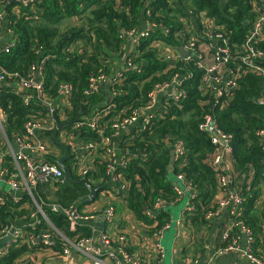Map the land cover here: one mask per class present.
<instances>
[{"label":"trees","instance_id":"1","mask_svg":"<svg viewBox=\"0 0 264 264\" xmlns=\"http://www.w3.org/2000/svg\"><path fill=\"white\" fill-rule=\"evenodd\" d=\"M2 4L7 9L6 28L14 35V45L0 48V73L4 69L7 73L29 77L31 67L48 56L44 62L45 92L49 98H55L62 82L73 86L69 108H63L55 115L61 118L65 113V121L69 123L66 129L74 132L78 140L96 142L97 136L92 135V131L84 130L85 135L80 136L82 132L73 129V126L78 117H88L94 109H102L101 105L108 99L105 91L91 96L85 94L90 78L110 73L120 64V69H124L127 58L132 59L133 66L111 88V92H116L111 101L116 104V109L100 119V127L110 134L115 123L148 104L149 94L157 84L172 82L178 76L185 77L183 89L186 94L181 102L167 100L165 111H156L157 117L152 125L132 140L131 148L139 150L140 157L130 159L125 168L129 186L123 193L127 204L139 219L153 222L147 213H143V203L151 208L157 198L174 200V179L181 173L186 182L193 184L196 193L194 202L197 211L189 216L190 224H205L208 221L206 213L217 206L219 176L225 174L229 179L227 191L236 188L245 198L237 219L253 230L255 238L261 239L264 200L261 208L257 202L264 195V146L258 132L264 130V55L253 63L263 72L253 70L249 64L243 66L239 58L250 54L244 42L257 19L256 7L263 6V0H173V3L170 0H35L28 6L21 4L18 9L15 8L18 2L15 1L0 0ZM149 8L151 15L147 14ZM187 10L193 11L199 30L192 22L189 25ZM199 14L214 22L213 27L218 23L225 24L220 30L223 38L218 40V44L230 48L229 68L242 67L234 74L224 75V80L234 78L237 85L222 106L216 105L215 101L216 91L224 85L202 86L206 76L202 66L204 55L210 60L211 53L202 54L201 49L211 40L204 34V30L208 29L206 21L197 19ZM160 23L162 27L157 25ZM165 26L171 30L167 35L162 31ZM146 28H150L151 36L142 38L131 46L133 49L127 50L126 32ZM184 31L188 33L187 37L179 38ZM189 37H196L195 49L199 48L202 58L195 56L174 61L167 57L168 53L161 43L154 45L155 38L164 39V43L174 46L180 45L181 41L186 43ZM252 46L264 51V34L256 38ZM25 94L32 93L0 88V107L5 113L4 131L0 130V149L5 148L6 138L13 146L17 138L26 139L25 123L28 120L44 122L48 118L45 103L37 102L34 99L36 96L25 102ZM77 108L84 112L79 113ZM208 118L215 119L221 132L232 137L231 173L225 170L219 172L213 164L212 159L219 152L217 145L211 141L213 132L201 129V124ZM176 140L185 143L186 155L173 164L170 146ZM50 155L54 157V154ZM5 162V166L15 172L10 156L5 157ZM100 171L105 177L102 165ZM242 178L243 183L240 184ZM77 185L72 182L70 187L56 190L50 196L65 206L70 205L88 192L85 185ZM42 186L47 188L48 184L42 183L38 189ZM186 193L190 198L192 190H186ZM26 212L6 196L5 201L0 202V226L12 225L17 217ZM165 216L162 213L157 226L150 228L161 227L166 223ZM51 217L67 236L76 235L64 217ZM47 230L48 226L44 225L29 229V232L37 236ZM36 246L16 244L0 256V264H19L18 258L27 252L32 253Z\"/></svg>","mask_w":264,"mask_h":264},{"label":"built area","instance_id":"2","mask_svg":"<svg viewBox=\"0 0 264 264\" xmlns=\"http://www.w3.org/2000/svg\"><path fill=\"white\" fill-rule=\"evenodd\" d=\"M35 0H23L22 5L28 6L31 3H34ZM264 2V0H263ZM257 19L253 24V28L249 31V33L246 35L245 39V46L247 50L250 52V54L245 55L242 58H239L240 62L244 66L245 64L251 65L253 70H256L258 72H263L262 69L259 66H254L253 63L255 60L259 57L264 55V51L257 50L252 46V42L258 38L262 37L264 34V6H257ZM148 15L152 14V10L149 8L147 11ZM1 17V14H0ZM155 25V23H153ZM208 24V25H207ZM158 26L162 27V23L157 24ZM206 26H208L207 30H204L205 36L210 39L211 41L207 43L201 49L202 54L205 53L207 50V47L212 50V56L210 60H207L204 55V61H203V69L206 72V76L203 79L202 86L204 88H207L211 85V81L219 86L224 85L223 88H219L217 93V99L215 101V104H220L221 106L228 100V98L231 97L232 91L236 88L237 82L234 78H229L228 80L224 81L220 77V71L224 69L225 66L229 63L231 59V52L230 48L227 46H221L218 44V40L222 39L223 36L219 30L220 26H211L209 23H206ZM150 28L147 30H137L133 29L131 31L126 32L125 36L128 38V48L126 46L127 50H131V46H134L137 44V42H140L142 38H149L151 36ZM222 29V28H221ZM189 28L187 29V31ZM165 35H167L171 30L167 26H165L162 30ZM162 32V33H163ZM187 32L184 31L182 34H179V38L181 36L187 37ZM203 40V35L201 34ZM154 41L155 44L160 45L162 40H158V38H155ZM196 37H189L187 38V42L183 43L181 41L180 45H174L175 48L181 46L186 52L187 56L185 59H189L195 56H198L200 58L203 57L202 54L198 53L199 48L196 47L195 49V41ZM14 44H11L13 46ZM173 45H170L169 48L174 47ZM168 52L167 57H171L174 61L177 60V58H174L170 53ZM175 56V55H174ZM48 56L43 57L37 65H33L31 67V74L29 77H24L19 75L18 73H7L4 69L2 70V73H0V81L1 82H15L18 84L23 91L30 92L32 94H25V101L30 100L34 96L38 100L44 101L45 97V88H44V79H45V73H44V62L47 60ZM216 60V63H214ZM211 61V62H210ZM133 66L132 59L127 58V65L124 67V69H120L119 73H109L108 75L103 73L98 76H94L90 78L89 80V86L88 89L85 91V94L88 96H91L93 94H98L101 91V83L104 81H107L109 79V75H114L111 79V84L114 85V82L118 80V78H121L124 73ZM202 67L201 65H199ZM242 68V67H241ZM217 73L218 75L212 79L210 77V74ZM35 74H37L39 77L38 79L35 78ZM36 75V76H37ZM191 74H189L190 76ZM188 76V77H189ZM175 78L172 82H166L162 84H157L155 88L150 92L149 94V102L148 104L143 107L139 108L133 111L132 115L130 117L122 119V121L115 123L113 127L115 129L124 128L128 125L134 124L141 116L142 112L145 110H150V115L144 116L143 124L141 126L142 130H146L152 125V122L156 119V99L159 94H164L165 100H173L177 103H180L183 97L185 96V91L183 89V81L184 78L181 76V78ZM174 90V93H170L168 90L170 89ZM73 86L68 82H62L59 85V92L56 97H60V103H55V98H52L51 101H49L46 106H49V114L48 118L45 119L46 121L42 122V120H36V121H27L25 123V133H26V139L17 138L15 141L17 151L11 150L10 154L12 155V160L16 164V166L19 169V173L17 172H11L10 169L5 166V164L0 163V181L3 183H7L10 186V189L14 192L13 195H7L2 192H0V202L3 203L5 201L6 196H9L10 200L18 204L20 201L23 200V197L18 194V192H25L27 193L34 201L37 206V211L35 213H31L30 217L35 219L34 223L29 224V226L33 229L40 228L45 224V222L48 225L49 230L43 231L39 234L40 240L45 246H48L52 248L53 250H56L57 246V240L58 238H63L68 240L69 238L66 237L61 229L56 227L51 220L46 216L45 212L39 206L38 201L35 197V191L36 187L38 186L39 182L46 181V182H52V181H58L63 177V171L62 169L55 163L56 161L49 158V155L52 153L50 152L49 145L46 143V138L44 135L46 134V131L50 128H52L55 125L56 120L58 119L55 113L57 111L63 110V108L67 109L70 105L69 100L70 96L72 95ZM54 101V103H53ZM158 103V102H157ZM111 106L107 107L106 110L110 109ZM101 112H104L103 110ZM3 114V113H2ZM65 116V113L61 116L62 118ZM0 114V130L4 131V123L1 119ZM85 125V122L79 121L76 125V128H81ZM91 126L90 128L95 130L97 128V122L96 120L89 123ZM201 129H208L211 132H213V136L211 137V141L213 144L217 145L219 152L213 157V164L215 165V168L222 172L223 170L231 173L232 171V161L230 159V155L232 154L233 148H232V137L230 135L224 134L221 132V130L217 126V122L213 118H208L204 123L201 124ZM258 135L261 136V141L264 146V130L259 131ZM68 147L71 150V155L73 157V161L75 162V165H80V177L83 181L86 182L88 180L89 176V170H87L86 167H82V164H84V156L81 154L82 152L86 151V148H92V144L90 143L89 146H85L82 144H79L78 142L74 141L73 139H69L68 141L63 140ZM174 149V158L173 161H180L182 158L186 155V148L185 143L182 140H176L173 145ZM133 158H139L138 153L132 154ZM226 156V157H225ZM225 158V159H224ZM19 164H23V168L19 166ZM4 165V166H3ZM126 165L123 164L122 169H125ZM107 172L109 174L113 175L114 182L119 185L116 187V192H124L128 186L129 183L125 178V173L122 170H118L115 165L109 164L107 166ZM118 173V174H116ZM222 176H219V188H218V200L216 197V208L215 210H209L206 213V219H209L215 215L217 210L224 208V207H231L232 216H233V222L231 224L230 228H227L222 233V239L225 241V244L221 247H219L216 251L218 255H223L227 253H236L242 258H245L249 260L251 263L254 264H264V260L261 259L259 256H257L254 253V244H255V235L253 230L249 227L243 224L241 221L237 219L238 214L241 210V206L243 202L245 201V198H243L238 192L232 193L231 191H227L229 186V179L228 176L225 174H221ZM175 183L173 185V188L176 192V198L174 200H167L163 198H157L152 207H151V214L149 217L154 220L155 224H153L152 227H156L158 224L157 215L155 214V210H159L161 208H165L168 206H172L174 204H177L182 197L184 196V192L186 190H192V193L190 195V198L185 206V215L188 216L194 215L197 211L196 204L194 202L195 199V191L192 187L191 182H186L184 180L183 174H177L176 178L174 179ZM179 183L183 186V189H181V186ZM53 211L62 213L63 216L69 221L70 228L72 230H78L79 227L83 224V222H87L91 220L90 216L88 214H85L80 211V209L77 206L71 205V206H65L60 203H55L53 205ZM105 213L109 220H113L114 215L116 213V209L114 206H109L105 209ZM180 223V221H178ZM171 227L170 222H166L162 224L161 227H158L155 229L154 236L156 238H161L164 235V232L166 230H169ZM13 225H1L0 226V239L7 236L11 230H13ZM13 233V238L6 242L2 247H0V256H3L6 254L10 248L15 246L19 243H34L36 237L32 236L29 232V236H26V234L21 229H16ZM28 239L26 240V238ZM243 237L246 238L245 243H243ZM101 241L104 245H106L109 249L106 250V252H103V249L95 245V238H86L83 237L81 233L77 232V235L75 237V243L74 248L80 255L87 256L91 259V264H142V262L135 257L128 249L127 244V237L125 234H115L113 236L107 235V234H101ZM26 240V241H25ZM156 252L162 257L163 256V247L160 243H157L156 246ZM68 248H62L61 254H68L69 253ZM157 264H160L158 262Z\"/></svg>","mask_w":264,"mask_h":264},{"label":"crops","instance_id":"3","mask_svg":"<svg viewBox=\"0 0 264 264\" xmlns=\"http://www.w3.org/2000/svg\"><path fill=\"white\" fill-rule=\"evenodd\" d=\"M15 1L18 2L17 7L19 8L22 4L23 0H10V2ZM171 3H173V0H170ZM264 6V2H263ZM6 6L0 5V24L1 25V34H0V48H6L8 46H11V44H14V35L11 33V31L7 30L6 28ZM190 17L189 25L191 22L195 25L197 30H199V25L197 24V20L194 17L193 11L187 10V14ZM200 18L206 23H209L211 26H213V22L211 23L210 19L207 17L202 16L200 14ZM143 20V18H142ZM201 20V21H202ZM147 25V23H146ZM208 25V24H207ZM145 30V29H142ZM147 30V28H146ZM176 46L172 47V51L170 52L174 58H185L187 56V52L181 47ZM183 49L186 52V55L183 56L180 49ZM212 50H210L207 47V50L205 52L211 53L212 56ZM240 60V59H239ZM211 62V61H210ZM216 63V60L215 62ZM229 65L225 66L224 69L220 71V77L222 80H224V75L226 73L234 74L241 70V66H236L234 68H229ZM122 65L120 64L117 66V68L113 69L110 73H116V71H119ZM35 74V78L38 79V75ZM217 73L210 74V77L214 79L215 76H217ZM114 75H109V79L107 81H104L101 83V91H105L107 96V101L102 106V109L97 108L94 109L93 114L91 116L82 115L81 117L77 118V121L75 123V126H73V129H77L78 131L82 132L80 136H84L83 133L84 130L92 131V135H96L97 139L96 142L91 140H78V137H76V134L71 133L70 129H66L68 126V122L65 121V117L58 118L55 122V125L48 129L46 131V134L44 137L46 138V143L49 145L50 152L54 154V157L51 155L49 156L50 159L56 161L55 163L58 165L57 160H59L61 157L64 156L65 151L64 148L56 142L53 138V134L55 132L58 141L67 146L68 145L63 141H68L69 139H73L74 141L78 142L79 144L89 146L90 143L93 145L92 148H86L85 152H82L84 158V164H82V167H86L87 170H89V176L88 180L83 181L80 177V165H75V162L73 161V157L71 155V150L69 149V155L64 160V164L69 167L70 173H71V179H65V180H58V181H52L46 182L41 181L39 182L38 186L42 183H47L48 187L44 188L42 186L40 189H38V186L36 187L35 191V197L38 201L39 206L43 209L46 216L51 220V222L58 227L54 221L51 215H57L60 218L64 217L62 213L53 211V205L55 203H60L63 205V203L59 202L56 198H52L50 196V193H54L56 190H64L67 187H70V183L76 182L78 185L76 187H81L82 185H85L88 189V192L84 197L76 198L72 203H70L69 206L74 205L77 206L81 212L88 214L91 220L87 222H83V224L79 227L77 232L81 233L83 237L86 238H95V245L103 249V252H106L109 248L104 245L101 241V234H107L110 236H113L115 234H125L127 237V244L129 251L137 257L142 264H157L160 262V264H254L251 263L249 260L242 258L236 253H227L223 255H218L216 253L217 249L225 244V241L222 239V233L225 229L230 228L231 224L233 222V216L231 207H224L215 213V215L209 219H207V223L205 224H190L189 216L185 213V206L188 202L189 196L184 192V196L182 199L172 206H168L165 208H161L159 210H155V214L157 215L156 221L159 222L158 217L165 213L166 216L165 222H170L171 227L169 230H166L164 232V235L161 238H156L154 236V231L152 228L153 224H155L154 220L151 222H148L144 219H139V216L137 213L130 209L127 201L125 199L124 193L116 192L117 185L113 180V175L109 174L107 172V166L109 164L115 165V167L119 170H123V164L128 166L129 160L133 159L132 154L133 153H139L137 151L139 150H133L131 148L132 140L141 132L145 131L142 130L141 126L143 124L144 116L150 115V110H145L141 114L142 116L131 125H128L124 128L115 129L112 133L107 134L105 133L104 129H102L100 126L101 123V116L106 115L109 112L116 109V104H112V96L116 95V92H111L112 84L111 79ZM223 77V78H222ZM228 80V79H227ZM226 81V80H224ZM1 82V81H0ZM3 85L0 87H8L11 90L16 91H23V89L16 84L15 82H1ZM216 85L213 80L211 81V85ZM218 84L217 86H219ZM209 86V87H210ZM170 93H174V90L171 88L168 90ZM32 99V98H31ZM30 99V100H31ZM37 102H43L47 104L49 101L52 100V98H49L47 93L45 94L44 101L38 100L36 97L34 98ZM25 101V102H29ZM60 97H55V103H60ZM167 100H165L164 94H159L156 99V110H164L165 111V103ZM113 102V101H112ZM158 102V103H157ZM54 103V101H53ZM111 106L110 109L106 110L107 107ZM48 111L49 106L47 105ZM69 108V107H68ZM79 113L84 112L82 109H78ZM104 112H101V111ZM3 113V114H2ZM78 113V114H79ZM0 114L1 119L3 120V123L5 121V113L3 112L2 108L0 107ZM85 122V125L81 128H76V125L79 121ZM97 122V128L95 130L91 129L89 123L92 121ZM68 123V124H67ZM61 125V126H60ZM56 128V129H55ZM55 129V130H54ZM54 130V131H53ZM5 149V150H4ZM0 149V163H3L7 165L5 162V157L8 155L12 158V155L10 154L11 150L14 152L17 151L16 144L13 146L9 140L5 139V148ZM140 156V154H139ZM174 158V154H173ZM173 158L171 159L173 164L175 163L173 161ZM13 161V160H12ZM101 165L105 169V177L101 176L100 167ZM21 168H23V164H19ZM59 166V165H58ZM13 167L15 168V172L19 173V169L16 166V164L13 162ZM172 167L170 168V170ZM125 173V169H124ZM118 174V173H116ZM126 174V173H125ZM253 176V175H252ZM64 177V172H63ZM79 180V181H75ZM175 181V180H174ZM240 183V180H239ZM241 182L240 184H242ZM91 189H96L97 193L95 197H92V191ZM232 193H237L236 188H230ZM0 192L7 194V195H13L14 192L10 189V186L7 183H3L0 181ZM20 196L23 197V200L18 203L19 207L21 209L27 210L26 214H23L22 217H17V220H14L12 223L13 230H11L10 233L15 232L16 229H21L26 236H29V229H32L29 224L34 223L35 219L30 217L31 213H35L37 211V206L35 204V201L25 192H18ZM47 194V198H46ZM46 199H45V198ZM263 198L257 202V205L260 207L262 205ZM68 206V205H67ZM109 206H114L116 209V213L114 215L113 220H109L105 209ZM180 215H178L179 210L182 208ZM262 207V206H261ZM260 207V208H261ZM144 208V214L150 215L152 210L151 208H148L143 203ZM65 218V217H64ZM150 218V217H149ZM65 220H67L65 218ZM161 220V219H160ZM180 221V223H178ZM263 221L261 220V223ZM46 226L47 223L45 222ZM264 224V222H263ZM70 225V224H69ZM37 229V227H35ZM61 229L60 227H58ZM62 230V229H61ZM72 230V229H71ZM63 231V230H62ZM9 233V234H10ZM64 233V231H63ZM64 235L68 237L69 239H63L58 238L57 240V248L56 250H53L52 248L45 246L42 241L40 240L39 235H35L36 237L34 243H25L26 246L30 247L31 245L36 246L35 250L32 253H26L25 255H21L18 258L19 264H91V259L87 256L80 255L76 249L74 248L75 237L74 236H67L65 233ZM260 238H255V244H254V253L257 254L261 259L264 260V226H261L260 229ZM6 237V236H5ZM4 238V237H3ZM2 239V238H1ZM28 237L26 238V240ZM25 240V241H26ZM246 238L243 237V243H245ZM160 243L163 247V256L161 257L156 252V244ZM62 248H68L70 251L68 254H61Z\"/></svg>","mask_w":264,"mask_h":264},{"label":"water","instance_id":"4","mask_svg":"<svg viewBox=\"0 0 264 264\" xmlns=\"http://www.w3.org/2000/svg\"><path fill=\"white\" fill-rule=\"evenodd\" d=\"M148 6V4H147ZM180 51L182 52V55L185 56L186 55V52L181 48ZM181 78V76L179 77ZM3 84L0 82V87L2 86ZM264 100V99H263ZM61 126V125H60ZM56 133L55 132L53 134V138L54 140H56V142H58V144H60L63 148H64V151H65V154L63 157H61L59 160H57V163L59 165V167L62 169V171L64 172V177H62L61 179L62 180H65L66 178L67 179H71V173H70V170H69V167L66 166L64 164V160L68 157L69 155V149L67 146L61 144L58 139H57V136H56ZM171 148V156L173 158V154H174V149L172 146H170ZM243 182V178L240 180V183ZM179 185L181 186V189H183V186L179 183ZM92 191V197H95L96 193H97V190L96 189H91ZM13 238V233H10L8 234L6 237L0 239V247H2L6 242H9L11 239Z\"/></svg>","mask_w":264,"mask_h":264},{"label":"rangeland","instance_id":"5","mask_svg":"<svg viewBox=\"0 0 264 264\" xmlns=\"http://www.w3.org/2000/svg\"><path fill=\"white\" fill-rule=\"evenodd\" d=\"M200 14L198 15V17H197V19H199L200 18ZM211 23H212V21H211ZM219 25L218 26H220V28H219V30H221V28H223L224 26H225V24H223V23H218ZM2 25V24H1ZM215 25V23L213 22V26ZM161 46H162V48L165 50V52H169V51H172V49L171 48H169V46H170V44H166V43H164V39H162V41H161ZM154 45H156V46H158L157 44H154ZM166 45H169V46H166ZM118 66V65H117ZM119 73V71H116V74H118ZM106 74V73H105ZM109 73H107V75H108ZM183 208L184 207H182L180 210H179V213H178V215H180V213H181V211L183 210Z\"/></svg>","mask_w":264,"mask_h":264},{"label":"clouds","instance_id":"6","mask_svg":"<svg viewBox=\"0 0 264 264\" xmlns=\"http://www.w3.org/2000/svg\"><path fill=\"white\" fill-rule=\"evenodd\" d=\"M149 5V4H148Z\"/></svg>","mask_w":264,"mask_h":264}]
</instances>
